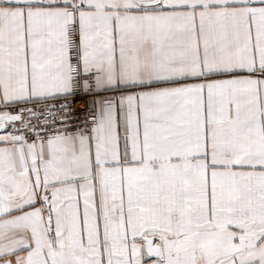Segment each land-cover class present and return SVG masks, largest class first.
<instances>
[{
	"label": "snow or ice",
	"instance_id": "obj_1",
	"mask_svg": "<svg viewBox=\"0 0 264 264\" xmlns=\"http://www.w3.org/2000/svg\"><path fill=\"white\" fill-rule=\"evenodd\" d=\"M0 264H264V0H0Z\"/></svg>",
	"mask_w": 264,
	"mask_h": 264
}]
</instances>
